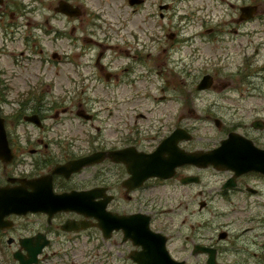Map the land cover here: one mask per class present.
I'll list each match as a JSON object with an SVG mask.
<instances>
[{"label": "flooded vegetation", "instance_id": "af4514ba", "mask_svg": "<svg viewBox=\"0 0 264 264\" xmlns=\"http://www.w3.org/2000/svg\"><path fill=\"white\" fill-rule=\"evenodd\" d=\"M212 1L0 0V264H264L254 58L223 72L264 0ZM230 134L240 172L211 164Z\"/></svg>", "mask_w": 264, "mask_h": 264}, {"label": "rangeland", "instance_id": "374dc122", "mask_svg": "<svg viewBox=\"0 0 264 264\" xmlns=\"http://www.w3.org/2000/svg\"><path fill=\"white\" fill-rule=\"evenodd\" d=\"M212 4V6L214 5L215 1H208ZM151 8L150 4H147L143 9H142V14H145V12H150L148 11ZM214 12L216 13H220L221 11V6H217L214 8ZM135 19V20H134ZM133 19V23H129L128 24V28L126 31H132V29L135 27V23L137 25L140 24V22L142 23V28L146 29V28H150V23H144L142 21L143 16H137L134 17ZM113 27V26H111ZM137 29V28H136ZM145 31V30H143ZM257 31L259 32V34L255 37L254 39V44L253 46H249V48L245 49L243 52V48L238 51V57L237 58H233V60H230L229 62H231V64H228V66L223 69V72L227 71L229 74H234V72L236 71L235 67H238V64L242 65V61L243 58L245 56V54H247L248 57H253L254 58V63H253V70L252 73L253 75L250 78H243V75L241 73H239V75L237 76V78L239 79L237 84H235V87H237V91L240 92H247L249 90V92H251L249 96L254 95H258L260 98L253 96V98H249L246 101H240L237 100L238 103L242 104V108H248V110H250L253 106L259 107V110H262V108L264 107V68H262L261 66H264V22L257 27ZM130 33V32H128ZM244 44V42H243ZM253 48H259L260 51L258 54L253 56ZM210 48L207 47V53H208V57L211 56V54L209 53ZM235 53V52H234ZM244 54V55H243ZM245 66H247V64H245ZM244 69V67H243ZM247 70V69H244ZM242 70V72L244 71ZM239 72V71H238ZM255 72V73H254ZM226 73V74H228ZM251 80L253 82V86L252 88H250V86L246 82L247 80ZM145 87H148L150 90H152V92H155V90L152 89V86H147L145 84H142V91H145ZM250 88V89H248ZM248 89V90H247ZM237 97V96H235ZM145 102V101H143ZM241 108V107H240ZM162 220L166 221L169 220V218L163 217ZM81 244V245H80ZM77 245H73L71 246V248L74 250V254L72 256H70V258L66 259L67 261H72L74 264H89V258L86 255V251H87V246L83 243H80ZM82 252L84 253V256L82 254ZM59 261L58 260H52V261H48V264H57Z\"/></svg>", "mask_w": 264, "mask_h": 264}, {"label": "water", "instance_id": "95a60500", "mask_svg": "<svg viewBox=\"0 0 264 264\" xmlns=\"http://www.w3.org/2000/svg\"><path fill=\"white\" fill-rule=\"evenodd\" d=\"M254 11L255 10L252 8V10L250 12L251 15L254 13ZM204 84H205V82L202 85H204ZM1 138H2V142H3V146H5L6 140L4 138L3 121L0 119V141H1ZM238 138H239V140H244L243 138H241L240 136H238L236 134H230L228 139H226L225 141H222L221 147L219 149H217L216 151L215 150L212 151L209 154L210 158L213 160L211 162V164H213L215 167H219V168H222V167L228 168L229 167V168L234 169L236 172H240L239 164H242L245 161L244 155H237L234 151H232L233 150V143L236 142L238 140ZM244 147L247 150L249 157L251 158V159L249 158V160H248L249 166H250L249 169L258 170V171H261L262 173H264V151H258L256 148L251 147V146L244 145ZM251 152H255L257 156H255L254 158H253V156L251 157V155H250ZM6 156H7V154H5V157ZM196 158H198V156H196ZM237 158H238V160H237ZM183 161L184 162H190L192 160L188 159L187 156L184 155ZM19 260H20L21 264H31L33 261H35V260H29V261L24 262L23 259H19Z\"/></svg>", "mask_w": 264, "mask_h": 264}]
</instances>
